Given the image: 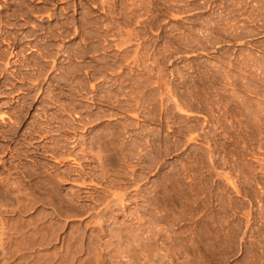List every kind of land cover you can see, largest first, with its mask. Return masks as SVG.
<instances>
[{
    "label": "rangeland",
    "instance_id": "1",
    "mask_svg": "<svg viewBox=\"0 0 264 264\" xmlns=\"http://www.w3.org/2000/svg\"><path fill=\"white\" fill-rule=\"evenodd\" d=\"M123 1L121 0H0V56H1L0 58V128H1L0 131L4 133L7 131L5 134L0 133V145L1 146L3 145L2 147L0 146V151L2 150L0 152V178L2 177L1 178L2 180H4L6 177L11 178V180L14 182L13 177L23 176L21 174L22 171L23 172L32 171V170L34 171L36 169L35 165H37L38 162L41 164L44 162L42 166H46L50 164L49 168H47L49 170L48 172L54 173L55 171L54 167L56 165L54 162V159L50 158L49 156L45 157V159L36 158L34 153L32 152L35 150V146L41 143L42 144L44 143L47 146H52L54 145L53 143L54 141L47 142V140L49 141L51 138H55V136H56L55 139L57 138L60 139L61 135L62 136L64 135L63 137H67V136L73 137L75 135L78 138L83 137L84 135L85 136H93V135L96 136L98 133H100L103 130V128L107 126H111V127L117 126L116 128L118 127L120 128V126L123 125L124 123H129L131 121L134 123H137L139 122L138 120L139 118L135 119L133 115L137 114L135 112L145 107L143 108V110L147 108L146 109L147 111L145 110L144 113L142 112L143 110L138 112L139 115H141L139 116L140 119H143L149 115V116H152V119H154V121L151 120L153 121L152 124L150 122L143 123L142 121H140V124H146V126L149 125L147 126V129L149 131H153L152 134L156 135L155 137H152L153 136L152 134L149 136V138L153 140L156 137H157L156 139H158V136L160 139L161 137L163 139V136L165 135L169 137L171 136L170 138L171 139L173 138L172 142H174L172 144L169 143L170 148H172L170 152L172 153H168L169 155L165 154L161 158V162H159L160 164L157 163L158 165L156 167L157 170L155 168H152V170L148 169V171H147V168L144 169V172L145 170L147 172V174L146 172L145 174L142 173L144 175L141 174L143 176L142 181H145V182L141 181L142 185L144 184L142 186L143 191L141 194L144 196L141 201H138L137 205L134 202L132 203V201H129L128 202L129 206H127L128 209L126 207L127 210L126 209L121 210L119 207H117L116 209H113L112 211L109 212V219H108L109 221L107 220L105 222V228L107 227L106 229H110L111 231H109L108 235L102 238L101 240L102 243L100 244L101 248H103V249L101 248L100 249L102 250V253L105 255V257L110 258L109 256L110 254H116L115 251L117 247L119 248L121 245L123 246H121L120 248L125 249V246L127 243L126 242L120 243L118 241H120V238H119L120 236H125V237L129 236L128 235L129 232H130L129 234L131 235V233L135 231L133 232L135 235L139 234L137 235L138 240L141 239L142 242L144 243H147L149 241L148 243L154 244L155 242L153 240L155 237V229L153 228L157 229L158 227L156 226H159V225L156 224V225H153L154 227H152L151 226L152 224L149 223L151 221L149 220L154 221V219L159 218V221L156 220V222L158 221V224H160L158 229L163 228V235L164 233L166 234L162 236L163 237L162 241L159 240L157 241L158 245L156 244L159 250L162 249L160 250V252H163L161 253L163 254L162 259H164V256L167 255V253L169 254L170 252L169 250H171L170 253H172L175 249H176L175 250L176 252L178 249L180 250V252L174 253L175 258L173 254H172L173 256L169 254L170 257L166 256L168 258L172 257L171 261L168 260V258L166 257L165 259L167 260H162L160 258L159 260L161 261L158 260V262L161 264H165V263L166 264H264V48H263L264 47V21H263L264 13H262L264 11L263 10L264 0L263 1L259 0V2L258 0L256 1L254 0L253 3H251L252 0L251 1L250 0H239V1L238 0H134L135 2L133 0H123ZM244 1L245 2L249 1V2H246L247 3L246 5ZM234 2L235 4L241 3V5L239 4V6L240 7L242 6L244 9L242 7L239 8V6H234L233 5ZM248 3L250 4V6ZM253 4H255L256 6L255 5L254 7L251 6ZM257 5H261L260 7L263 9L261 10V8L258 7ZM122 7H125L123 8L124 10L122 9ZM129 7L132 9H130ZM235 7H236V10H235L236 12H234V14L231 15L232 13L231 10H234ZM245 7L247 8L246 10L251 9L252 12L254 13L257 12V14H253L250 10L246 11ZM229 8H232L230 9L231 13L228 12ZM126 9L127 11H125ZM133 9H135L136 11H134ZM239 9L240 11L237 12ZM258 9L261 11H259ZM109 11L110 12L112 11V13H110ZM127 12L128 13L130 12V14H128ZM49 14H50V17H49ZM223 14L224 16L225 14H227L225 16L227 19L223 16ZM127 15L130 17V19ZM228 15H230V17ZM250 15H251L250 18L247 17ZM222 16L225 19V23L228 24V22H230L229 25L223 23L224 19ZM228 17L229 18L234 17V18L229 20ZM233 19L235 20L233 21ZM216 20L217 21L223 20V21H220L222 23H219ZM257 20L259 21L257 22ZM215 21L218 25L216 23H215L216 25L214 24ZM231 24L237 28H233L234 26L231 27L230 26ZM224 25L225 27H223ZM215 26H218V27L215 28ZM219 26H221V29L224 28L222 29L223 32L221 31ZM242 27L243 29H241ZM118 29H122V30L127 29L128 31L127 30L125 31H127L128 33H131L132 35L131 36L129 34V36H131L130 37L131 40L127 36L128 35L127 32H124V30L123 32L122 30L118 31ZM144 29H146L147 31ZM209 30L210 32H212L211 34L210 33L208 34ZM212 30L214 31V33ZM215 30L217 31L220 30V31L215 32ZM229 30L232 32H230ZM117 31L119 32V34L117 33V35L119 36L116 35ZM135 32H136V37H135ZM138 32H142V33H138ZM220 32H222V35L219 34ZM138 34L141 37L137 36ZM204 34L206 35L204 36ZM120 35L124 36L125 37V38L123 37L124 39H126L127 37L128 38L125 41ZM199 36L200 38L204 40L200 39ZM202 36H204V38ZM206 36L207 37L209 36V37L206 38ZM133 37H135V40ZM121 39L123 40V42L121 41ZM195 40H197L198 42ZM200 40L202 44H204V41L208 43L204 44L205 46L203 45L201 47H198L202 45L201 42L199 44ZM210 40L212 41V43ZM104 41L108 45L111 44L109 46L111 48L108 49L107 47L108 45L106 44L105 46ZM129 41L133 44L128 45L130 43ZM134 42L136 44L140 43V48H136V47H139V45L137 44L138 46H136ZM181 42L182 44H180ZM184 42H186L187 46H191L192 44H194V46L187 47L185 46L186 44ZM120 43H125L123 44L124 48L122 44H121L122 46L120 45ZM195 44H197L198 46ZM125 45H128V46L125 47ZM148 45H150L151 47L150 46L147 47ZM119 46L122 47L121 48L122 50H120V48L117 49V47ZM194 47L196 48L198 47L200 50ZM148 48L151 51L147 50ZM132 49H135V51ZM137 49L139 50L137 51ZM128 51H130L131 53H127ZM133 52L137 53V57L139 56V53H140L139 58L141 59L137 58L136 60L138 62L133 60V57H134ZM123 54H128V55H123ZM130 54L132 56H130ZM115 55H117V57L119 58L114 59L115 57L113 56ZM148 55H151V57H148ZM125 56H127L126 58H129V59L126 60L124 58ZM128 56L132 58V61H130L131 58ZM144 57L148 59V60L145 59V62H147L148 64L150 63V61H152V64L150 63L148 67L146 66L147 65L146 63L145 65L144 63H142V61L144 62L143 60ZM153 57L154 59L156 57L155 60L157 61H160V62L164 61L165 62L164 68L168 72H170V70H174L175 67H178L180 69L182 68L183 70L181 69V71L185 72V73L183 72V74L187 73V75L189 76L191 75L190 76L191 81L189 80V82H186L187 84L189 83V85H187L186 83H184L185 86L184 84L183 85L179 84L182 87H180L179 85L176 87V90L178 92L171 88L169 90L166 88L167 90L166 92L168 94L170 93L172 94L170 95V97L168 94L165 93V89L158 88V87L154 88L155 85H152V86L150 85V87L147 84L145 85L146 79L149 77V74H148V69H150L149 66L151 68H154V72H157L156 70L157 64L153 63L154 61L153 59L151 60V58ZM122 59H125L126 61L124 60L122 61ZM114 60H116L115 61L116 63L114 62ZM187 64L189 65L187 66ZM120 65H123L124 67L123 66L119 67ZM132 65H133V68H132ZM153 65L155 66L153 67ZM187 68H189L190 70H187ZM220 68L221 70H224L225 74H222L224 73L223 71H221L222 73H220V71L216 70V69L220 70ZM130 69L131 71H133V73L129 71ZM110 70L111 71L113 70L112 72L115 71L114 73H118V71L120 70L123 76L124 75L127 76L130 73H132L130 74V76L133 77L134 75H138L136 76L138 77L137 79L139 78L142 79V80L139 79V84L136 85V87H139V88L138 89L135 88V91L139 90L137 93L138 94L140 93L142 95H144L143 93H145V96L142 97L141 101H139L138 98L140 95L138 96L137 93L135 94V97L137 98V100L135 101L136 98H134L133 101L135 102V104L131 102L133 105L131 106L134 107L136 105L135 106L136 108L135 107L133 108L136 111L131 110L132 107L129 108V112L131 111L132 115L131 113L125 114L121 110L101 105L103 102L98 101V97L97 99H95L96 102L92 101V99L89 98L91 95L103 96V94L107 93L106 90H105L106 92H104V87L105 89H110L111 92H113L111 94H115V93L117 94L118 89L116 88L118 86L114 87L113 89L112 86H115V85L111 84V82H110L111 85L109 84V82L106 83L105 82L106 79L103 80V78L109 79L112 77L110 75L111 74ZM145 70L146 72H143ZM195 70L197 71V73L195 72ZM188 71L189 73L191 71V73L188 74ZM208 71L210 74L208 73ZM218 74H221L222 76L221 78L223 79V81H225V83H223L222 79L219 77ZM212 75H215V76H212ZM100 77L102 78V81H99V79H101ZM205 77L208 81L210 79L211 86H209V82L206 83L207 80L205 79ZM217 77H219L218 78L219 81L216 80ZM225 77H227L228 80L227 78L224 79ZM20 78L21 79L26 78L27 80L24 79L25 81L24 80L22 81L20 80ZM96 78L98 79L96 80ZM194 79L196 81H194ZM201 79L202 81H200ZM151 80L155 81L156 79H154L153 77V79ZM227 81L231 82L232 85ZM143 82H144V85H143ZM196 82H200V83H196ZM213 82L214 84L215 82H218V83L214 85ZM219 82L223 84L221 85ZM94 83L96 85V90H92V88L90 87ZM192 83L194 84L195 87L193 86ZM205 83L208 89L205 87L204 85ZM212 84L215 87H213ZM191 85L192 87H190ZM140 86L142 87V89L140 88ZM97 87L98 89L99 88L100 89L98 90ZM151 87L153 88L151 89ZM179 87L181 88V90ZM185 87H187V89ZM193 87L195 88V90L197 89V92L195 91L196 93L193 92V89H194ZM212 87L215 90V93L213 92V95H212V91L214 90H212L213 89ZM127 88L131 89V86L128 85ZM127 88H125L124 90L127 94H129L130 90L127 91ZM163 88L165 87L163 86ZM202 88L203 90L206 88L207 91L206 90L203 91ZM82 89H84L85 91H83ZM153 89L155 90L158 89L159 92L160 91L163 92L164 90V92L161 93L162 98L160 96L159 98L157 97V99L156 97L154 98L153 93H152ZM185 90L188 91L187 94ZM208 90H210L211 92ZM99 91H100V94H99ZM145 91L146 92L148 91L149 93L148 92L146 93ZM183 91L185 92L184 93L185 95H183ZM191 91H192V94L194 93L193 95H191L190 93ZM199 91L202 94L203 93L206 94V95L203 94L205 97V100L201 96V94L200 96L198 95ZM29 92H30V95H29ZM176 92L180 96H178ZM218 92H220L221 94L220 93L218 94ZM208 94H211V95H208ZM174 95L176 96V99ZM181 95L184 96L186 100H182L184 98ZM167 96L168 98H166ZM196 96L203 98V100L201 99L202 100L201 101L199 98L198 101L200 100V102H198ZM208 98H210L209 99L210 104L207 103ZM55 100H58V102ZM174 100L179 101V104H181V106H183L185 110L189 112L191 111L192 113L190 114V116H187L188 114L184 115L182 113L176 112L177 108L175 110L176 104H174L175 103ZM137 101H139V103H137ZM166 101L168 103H166ZM183 101H185L184 103H186V105L183 103ZM23 102L24 103L26 102L25 105ZM161 102H163L165 106L163 103H162L163 105H161L160 104ZM190 102L192 103L191 106H190ZM166 104L168 107L166 106ZM61 106L63 107V109L65 108V110H61L63 111V113L60 112ZM154 106H157L158 109L154 110L157 108V107L155 108ZM192 106L193 108H190ZM45 107H46V110L44 111ZM124 107L128 108L127 106H124ZM152 108H154L153 110L155 112L157 111L156 112L157 114L154 112L152 113L154 114L155 118L150 113ZM57 109L59 110V112ZM67 109L69 111H67ZM73 109H74L73 114L79 115L81 113L79 115L81 117H84V116L87 117L88 115H91L89 114L91 113V110L93 112H97L100 110H107L112 114V116L109 117L108 121L107 120L103 121L99 123L97 127L95 126L91 128L92 133L84 132L83 130L85 129H82V126H79V129L80 127L81 129L78 132L76 131V134H75L71 132V130H69L70 129L69 127L64 126L65 124L69 126V124L67 123L68 121L71 120L70 118H75L74 115L72 114ZM159 109L161 111H158ZM55 111H56V114H54ZM87 111L89 112L87 113ZM132 111L134 112V114ZM18 112L20 113L18 114ZM23 112L25 113V115H23L24 114ZM45 112L47 113V115ZM145 114H148V115L145 116ZM155 114L156 115L159 114L160 117H161V114H162V117L164 115L165 116L167 115L166 117L169 116L170 120H168L169 117L167 119H165L164 117L163 119H165L166 121L164 122L162 117L160 118L159 116L158 117L160 118V120L159 118L157 120V117ZM179 114L180 116L178 117ZM3 115H4V118L2 119L6 124L1 119ZM12 115L15 116L14 119ZM44 115L47 116L48 118L44 117ZM54 115H56L55 120L53 118ZM49 116L53 119L54 122L52 121V119H49L50 118ZM22 117L24 118L22 119ZM56 117L58 119L61 118L58 120L59 122L57 121ZM62 118H65L64 119L65 122L62 121ZM14 120H18V123L17 121L15 122ZM37 120L39 122H37ZM155 120H157V122L159 121L160 123L158 122L157 124H154L156 123ZM9 121L12 124L8 123ZM40 122L43 124H41ZM60 122L65 123V124L62 125ZM13 123H15L17 126ZM47 123L52 126L51 129H53V131L51 129L49 130L46 128V126H48ZM7 124L9 125L7 126ZM171 124L174 125L172 126L173 128L170 126ZM53 125H59V126L53 127ZM12 126H14V128ZM183 127L186 128L184 129L186 132L183 130ZM8 128L10 130L9 133H8L9 131ZM40 128L43 129V132L45 130L46 131L43 133L42 129ZM62 128L63 130H61ZM64 128L65 129L68 128V129L64 130ZM54 129L56 130V133L59 134L60 136L55 133ZM173 129L174 130L176 129V131L178 130L177 133L180 131V134L182 132V134L186 135V137L183 136L181 138V141L183 142L185 138H188L190 136L196 137L198 139L195 138L196 140H193L191 143L188 144V146L182 145V147L183 146L184 147L183 149H181V146L179 147L178 144H175V142L179 139V135ZM13 130H16L19 134L15 139V140H18V139L20 140V141L18 140V144H15L16 142L12 143V141H10V139L13 136L12 134ZM33 131L35 134L33 133ZM50 131H52L53 135L50 134L51 133ZM46 132H48L49 134ZM26 133H28V135ZM44 134L45 136L46 135L48 136L45 137L43 136ZM32 136H35V137H32ZM174 136H175V139H174ZM3 137L6 139H4ZM29 139L31 141L33 139L32 143ZM153 140H151L153 143L152 146H154L155 144V146L153 147L155 149V147L159 146V142L158 140L156 141L155 140L153 141ZM125 141H128V138L127 140L125 139ZM22 144H24V146ZM32 146H33V149H32ZM2 148H5L4 151ZM148 148L149 149H147L148 151L146 155L150 153L148 155V157H150L154 154V152L152 153L153 151L152 147L151 148L148 147ZM28 150L30 151V153H27ZM22 151L23 152L25 151L24 153L26 155L23 154ZM19 157H22V158H19ZM19 160L22 162H20ZM146 162L143 164L144 165L149 164L150 160L148 159V161ZM52 164H55V165H52ZM143 164L139 163V165L138 164L136 165L137 167L139 166L141 167ZM29 165L31 167L27 170L26 168H28ZM22 168L23 169L25 168L26 170L25 169L22 170ZM130 168L131 167L128 168L127 175L131 176L133 170L132 172L130 171L133 168L131 169ZM61 169H64V167H62ZM138 170L140 171L141 169H138ZM138 170L136 171V173L139 172ZM176 171L179 172V174L176 173ZM8 174L10 175V177ZM173 175L174 177L176 176L175 182L177 183V181H181L182 185L180 184V182L177 184H175L174 182L171 185V187L169 186V184H167V183L171 184V182H169L171 181V179L172 181L174 180V178H172ZM165 176L166 177L168 176L170 180L168 181V177L166 178ZM205 176L207 177L210 176L208 178L210 180L208 184L209 188L207 187V189H205V185H204L205 183L204 179L206 178ZM71 178L67 179L66 182H61V186L63 187V189L61 190L62 198H64L65 196L68 200H70L71 198V200H73L72 202L74 201L76 202V200H74V197L76 196L75 192L78 189H81L82 191L95 192L94 190L80 188L79 185L77 184L78 182H74L73 180L78 177L71 176ZM163 178L165 182L163 181ZM43 179H40V180H43ZM178 179H181V180H178ZM11 180L10 182H12ZM38 180L39 179H32L29 182L32 183L31 181H33L32 185L37 184L36 186H40L37 183ZM88 180L90 179L88 178ZM178 184H180L179 185L180 187H183L184 191L182 194H181L182 189L178 187ZM161 185H164V188L167 187L166 189L168 191L164 189L163 186L161 187ZM175 185L178 188L174 187ZM5 186H4L5 188L8 187L7 191H8V194H10L9 197H15L16 195L21 196L26 192V188H27L26 186L24 188L22 186H19V187L12 186L11 183ZM17 188H19L20 191ZM161 188H163V192L167 191L171 196L169 197L167 192L164 193L165 195L162 198L166 199V201H163V199L160 198L161 195L163 194L161 191L162 190ZM170 188H173V189L177 188L178 191L177 189L173 191V189H170ZM188 188L192 191L191 192L188 191L189 190ZM21 189L22 191L24 189L23 194H21L22 193ZM153 189L156 191H154ZM1 190L2 189L0 188V191ZM170 190H172L173 193H175V196H177L174 199L176 198H180V199L172 200V197H174V194ZM205 190H208L207 193ZM27 192H29V190ZM159 192H161L160 195H159ZM178 192H180L179 195H178ZM97 194H99V198L96 197ZM145 194H147L149 197L151 196L150 197L151 200L152 199L157 200L159 198L158 204L159 202L160 204L159 205L156 204L158 206L157 210H155L156 206L155 207L152 206L153 203L154 204L157 203L156 200L155 201L152 200L153 201L152 203V201H149L150 199L147 198L148 197L147 195L145 197ZM166 194L168 197L166 196ZM153 195L154 196L156 195L157 197L160 196V197L157 198L155 196V198H153L154 197ZM68 196L70 197L68 198ZM101 196L102 194L100 192L98 193L95 192L94 196H92L94 197L93 201H92V197H90L84 200L85 202L79 201L78 203L77 201L78 205L77 203L75 204L74 202V205L79 206L77 208H80V210L79 209L77 210V208L75 207V210L77 211V213L76 211H74L75 215L78 214L79 211L80 212L82 211V215L86 213L83 217L80 213L77 215L79 216L78 218L77 216H74L77 218V220L74 217H68L69 218L68 219L66 217L67 213L63 214V216H61L62 217L61 219L60 217L58 219V217L54 215L55 213L53 212L54 211L53 206L50 204L48 205L41 204L40 206L38 204L31 211L21 213L22 216L20 217V220L21 221L31 220L30 224H32L31 227L33 228H36V225L42 227L48 224L49 226L50 225L49 223L53 221L54 222L56 221L55 223H59L60 221L58 225H59V228L61 226L62 227L60 229L57 228L58 234L56 233V235L57 236L59 235L58 236L59 240L55 239L50 244L52 246H49V247L47 246L46 249L44 247H37V249L40 248L41 250L40 249L37 250L35 248L36 251L39 252L38 253L40 256L39 258L38 256H35L36 254L35 249H33V251L29 250L28 252H31L29 254L27 253V251H22L20 254L27 253V255L31 257L32 259L31 262L33 264H42L40 260H43L41 259L43 256L41 257V255L51 254L53 256L55 253L61 254L64 251L63 249L64 241L62 239L68 238V236L71 237V235H73L72 233H75V232L76 233L78 232V234L79 232H81V234L85 233L84 236L86 238L88 236V239L91 240L93 238L92 235H94L96 231V230L95 231L93 230L97 226L95 225L96 223L95 220H97L96 218H98V217H95V214L92 213V211L97 212V209H98V211L100 212L101 206L99 207L97 203L98 202L100 203L103 201V199H101L102 198ZM132 196L135 198L134 195ZM132 196H129V200L134 199L132 198ZM1 197H0V200H1L0 205L5 203V201H8L10 203L13 202V200L10 198L6 197L7 198L6 199L4 197L2 198ZM205 197L207 198V204H208L207 205L208 207H206L207 209L204 206ZM169 199H171V201ZM64 200L66 199L64 198ZM143 200H146V201H143ZM168 201L171 203H164ZM177 201L179 202V204ZM162 202L163 204H161ZM54 203L56 204V202ZM174 203L176 204L174 205ZM168 204L170 206L172 205L171 206L172 208L169 206L170 208H168V210L166 211L164 209L165 207L167 209ZM43 205L45 207H43ZM161 205L165 207L163 208ZM95 206L97 209L95 208ZM159 206H161V208ZM81 207L84 210H82ZM87 207L88 209H90L89 213L87 211L85 212V210H87ZM59 209L61 211L63 210L62 208H60V206H59ZM146 209L147 210L151 209V210L147 211ZM0 212H1L0 213V226L6 227L7 225L4 224L3 222L8 223V221L9 222L13 221L14 220L12 219L13 214H11L10 212H5V210H2ZM156 212H157V216H156ZM131 214L135 216L141 215V217L145 216V219L149 217L150 215H153V216H150L153 219H151L150 217L147 218L148 220L146 219V221L148 222L146 221L144 222L145 226L143 227L142 225V228H143L142 230H138L137 228L133 229L134 228L132 226L133 220H131L130 218ZM182 214H183V218L180 217L182 216ZM92 216L94 217L92 218ZM160 216L161 217L165 216V218L167 217V219L164 220V218H161ZM169 216H172L173 219ZM184 217L186 218V220ZM32 218L33 219L37 218L38 221L37 220L35 221ZM72 218H74V220H72ZM169 218L171 219L169 220ZM174 218L175 220L177 219V221H174ZM93 219H94V222H93ZM161 219L164 221L161 222L160 221ZM205 220H208V221H205ZM90 221H91V224H90ZM146 223L148 225H146ZM207 223L208 225H206ZM93 224L95 226H93ZM206 226L209 229V230L207 229L208 241L204 242ZM5 227L2 228L3 232H5L3 236L4 242H6L5 240H7L8 239L7 237L9 236L7 234L8 229L4 230ZM20 228H22V226H20ZM148 228H150V231L148 230ZM151 229H153L154 231L153 230L151 231ZM140 231L144 234H141ZM147 231L152 232V233L149 234V232ZM1 232L2 231H0V233ZM111 232L114 235L113 234L110 235ZM118 234L120 236H118ZM116 235L118 236L119 240L117 239ZM172 235L174 237L176 236L177 238L175 239L177 240L176 242H174L175 240ZM147 236L149 238H146ZM114 238L117 241L116 240L114 241ZM89 240L86 239V242L88 243ZM160 241L161 243H159ZM113 242L115 243V246ZM119 243H120V246H118ZM174 243H176V246H173L175 245ZM111 245H113V247H111ZM160 245L163 247H160ZM171 245L175 247V249L173 247L172 248L168 247ZM105 247L107 248L111 247L110 248L111 250ZM115 247L116 249H113ZM167 247H168V252L166 251ZM205 247H208V248L205 249ZM104 249L108 253L103 251ZM204 251L205 252L207 251V252L204 253ZM176 254L180 255L179 257H177V259H176ZM2 256L3 254L0 253V257ZM88 256H90L88 252H80V254L77 255L78 258L74 261V264L88 263V260L90 259V257L88 259ZM113 258L111 259L113 260V264H120V261H122L121 264H126V263L131 264L130 262H128L129 260H127V258H125V260L124 258H122L124 260L123 261L122 259L117 257L119 262H117L116 257H113ZM173 258L175 259V261ZM18 261H19V257H15L13 259V264L14 262L16 263ZM168 261L170 262L168 263ZM0 262L2 263L3 259L0 260ZM156 262L157 261H155V264H157ZM54 263L58 264V262H54Z\"/></svg>",
    "mask_w": 264,
    "mask_h": 264
},
{
    "label": "bare ground",
    "instance_id": "2",
    "mask_svg": "<svg viewBox=\"0 0 264 264\" xmlns=\"http://www.w3.org/2000/svg\"><path fill=\"white\" fill-rule=\"evenodd\" d=\"M121 1H123V0H121ZM134 1V0H133ZM239 1V0H238ZM251 1V0H250ZM256 1V0H255ZM263 1V0H262ZM105 2V1H104ZM124 2V1H123ZM135 2V1H134ZM229 2V1H228ZM245 2V1H244ZM246 2H249V1H246ZM245 2V3H246ZM254 2V0H252V2L251 3H253ZM258 2H259V0H258ZM106 3V2H105ZM108 3V2H107ZM233 3V2H232ZM239 3V2H238ZM263 3V2H262ZM225 4V3H224ZM226 4H228V3H226ZM230 4V3H229ZM240 5H241V3H239ZM239 4H235V2H234V6H239ZM244 4V3H243ZM242 4V5H243ZM249 4V3H248ZM257 4V3H256ZM121 5V4H120ZM246 5H247V3H246ZM254 5L255 4H253V5H251V6H253L254 7ZM249 6H250V4H249ZM256 6V5H255ZM258 7H260L261 5H257ZM263 6H264V4H263ZM109 7V6H108ZM232 7V6H231ZM242 7V6H241ZM240 6H239V8H241ZM248 7V6H247ZM123 8H125V7H122V9ZM130 8V7H129ZM222 8H224V7H222ZM234 8V7H233ZM243 8V7H242ZM250 8V7H249ZM261 8V7H260ZM259 8V9H260ZM264 8V7H263ZM263 8H261V10L263 9ZM120 9V8H119ZM127 9H128V7H127ZM127 9L125 10V11H127ZM130 9H132V8H130ZM228 9V8H227ZM230 9H232V8H229V11L228 12H230ZM244 9V8H243ZM247 8L245 7V10H246ZM254 9V8H253ZM258 9V10H259ZM105 10V9H104ZM117 10V9H116ZM116 10H114V11H116ZM124 10V9H123ZM134 11H136L135 9H133ZM226 10V9H225ZM236 10V7H235V9L234 10H231V15H233L234 14V12H236L235 11ZM251 11L252 12V10L251 9H248V10H246V11ZM261 10H259V11H261ZM264 10V9H263ZM129 11V10H128ZM240 11V9L237 11V12H239ZM244 11V10H243ZM110 12V11H109ZM120 12V11H119ZM124 12V11H123ZM131 12H133V11H131ZM245 12V11H244ZM110 13H112V11L110 12ZM116 13V12H115ZM121 13V12H120ZM128 13V12H127ZM126 13V14H127ZM155 13V12H154ZM242 13V12H241ZM246 13V12H245ZM248 13V12H247ZM253 14H257V12L256 13H254V12H252ZM251 13V14H252ZM260 13V12H259ZM262 13H264V11L262 12ZM114 14V13H113ZM128 14H130V12L128 13ZM222 14V13H221ZM228 14V13H227ZM227 14H225V16L227 15ZM243 14V13H242ZM241 14V15H242ZM250 14V13H249ZM248 14V15H249ZM261 14V13H260ZM259 14V15H260ZM236 15V14H235ZM237 15H238V13H237ZM246 15V14H245ZM128 16V15H127ZM219 16H221V15H219ZM223 16H224V14H223ZM222 16V17H223ZM224 16V17H225ZM229 17H230V15H228ZM257 16V15H256ZM264 16V15H263ZM263 16H262V18H263ZM49 17H50V14H49ZM129 17V16H128ZM128 17H126V18H128ZM224 17H223V19H224ZM228 17V18H229ZM237 17V16H236ZM247 17H251V15L250 16H247ZM258 17V16H257ZM261 17V16H260ZM218 18H220V17H218ZM226 18V17H225ZM232 18H234V17H232ZM232 18H229V20L230 19H232ZM248 18V19H249ZM129 19H130V17H129ZM128 19V20H129ZM222 19V18H221ZM227 19V18H226ZM261 19V18H260ZM235 19H233V21H234ZM217 21V20H216ZM216 21L214 22V24L216 23ZM220 21H223V20H220ZM220 21H217V22H219V23H222V22H220ZM227 21V20H226ZM232 21V20H231ZM259 20H257V22H258ZM261 21V20H260ZM263 21H264V18H263ZM228 22V21H227ZM223 23L224 24H227V23H225V19H224V21H223ZM229 23L230 22H228V24L227 25H229ZM138 24V23H137ZM212 24V23H211ZM210 24V25H211ZM217 24V23H216ZM215 24V25H216ZM218 25V24H217ZM226 25V26H227ZM212 26H214V25H212ZM231 27L232 26H234V25H230ZM144 27V26H143ZM218 26H215V28H217ZM223 27H225V25L223 26ZM228 27V26H227ZM231 27H230V29H231ZM210 28V27H209ZM212 28V27H211ZM214 28V27H213ZM219 28L221 29V26H219ZM233 28H237V27H233ZM147 29V28H146ZM146 29H144V30H146ZM222 29H224V28H222ZM222 29H221V31H222ZM227 29V28H226ZM241 29H243V27L241 28ZM120 30H122V29H118V31H120ZM124 30V29H123ZM123 30H122V32H123ZM125 30H127V29H125ZM124 30V32H127V31H125ZM131 30V29H130ZM129 30V31H130ZM234 30V29H233ZM116 32V35H117V33L119 34V32ZM132 31H134V30H132ZM147 31V30H146ZM145 31V32H146ZM213 31V30H212ZM217 30H215V32H216ZM218 31H220V30H218ZM217 31V32H218ZM227 31V30H226ZM230 31V30H229ZM131 32V31H130ZM206 32H207V30H206ZM223 32V31H222ZM222 32H220L219 34H221L222 35ZM228 32V31H227ZM226 32V33H227ZM230 32H232V31H230ZM128 33V32H127ZM126 33V34H127ZM138 33H142V32H138ZM211 34L212 32H210V30H209V32H208V34ZM213 33H214V31H213ZM226 33H225V35H226ZM122 34V33H121ZM125 34V33H124ZM129 34L131 35V33H128V37L130 38L131 36H129ZM207 34V33H206ZM206 34H204V36L206 35ZM218 34V33H217ZM231 34V33H230ZM247 34V33H246ZM123 35V34H122ZM122 35H120L122 38L124 37V36H122ZM141 35V34H140ZM214 35V34H213ZM223 35H224V33H223ZM114 36V35H113ZM117 36H119V35H117ZM126 36V35H125ZM137 36H139V34L137 35ZM204 36H202L203 38H204ZM230 36V35H229ZM127 37V38H128ZM135 37H136V32H135ZM135 37H133L134 38V40H135ZM139 37H141V36H139ZM209 37V36H208ZM207 36H206V38H208ZM211 37H212V35H211ZM226 37V36H225ZM119 38V37H118ZM125 38V37H124ZM123 38V40H125L126 41V39H124ZM199 38H200V36H199ZM138 39V38H137ZM200 39H202V38H200ZM123 40L121 39V41L123 42ZM129 40V39H128ZM130 40H131V38H130ZM198 40V39H197ZM197 40H195V41H197ZM202 40H204V39H202ZM206 40V39H205ZM124 41V42H125ZM137 41V40H136ZM188 41V40H187ZM209 41V40H208ZM211 41V40H210ZM105 42V41H104ZM130 42V41H129ZM128 42V43H129ZM133 42V41H132ZM183 42V41H182ZM182 42L180 43V44H182ZM198 42V41H197ZM200 42H201V40L199 41V44H200ZM135 43V42H134ZM185 44H186V42H184ZM189 43V42H188ZM193 43V42H192ZM206 43H208V42H205L204 41V44H206ZM211 43H212V41H211ZM106 42H105V46H106ZM123 45V44H125V43H120V45ZM130 44H133V43H129L128 45H130ZM136 44V43H135ZM138 44V43H137ZM136 44V46H138L139 45V47H136V48H140V43L137 45ZM190 44H191V42H190ZM201 44H202V42H201ZM204 44H202V45H200V46H198L197 44H195V45H197L198 47H201V46H203ZM261 44V43H260ZM259 44V45H260ZM108 45V44H107ZM111 45V44H110ZM110 45H108L107 47H108V49L109 48H111V47H109ZM121 45V46H122ZM128 45H125V47L126 46H128ZM143 45V44H142ZM189 45V44H188ZM113 46V45H112ZM114 46H116V45H114ZM131 46H133V45H131ZM150 45H148L147 47H149ZM185 46H187V44L185 45ZM192 46H194V44H192L191 46H187V47H192ZM205 46V45H204ZM207 46V45H206ZM104 47V46H103ZM102 47V48H103ZM130 47V46H129ZM151 47V46H150ZM165 47V46H164ZM196 48V47H194V48H196V49H199V48ZM118 48H120V50H122L121 48L122 47H117V49ZM123 48H124V45H123ZM207 48V47H206ZM264 48V47H263ZM127 49V48H126ZM130 49V48H129ZM144 49V48H143ZM142 49V50H143ZM145 49H146V47H145ZM144 49V50H145ZM132 50H134L135 51V49H132ZM139 49H137V51H138ZM141 50V51H142ZM147 50H150L149 48L147 49ZM147 50H146V52H147ZM169 50V49H168ZM200 50V49H199ZM201 50H202V48H201ZM123 51H125V50H123ZM136 51V52H137ZM151 51V50H150ZM196 51V50H195ZM204 51H205V49H204ZM134 53L133 55H134V57H133V60H137V58L138 59H141V58H139V56H140V53H139V56L137 57V53ZM145 52V51H144ZM145 52V53H146ZM153 52V51H152ZM127 53H131L130 51H128ZM143 53V52H142ZM122 54V53H121ZM120 54V55H121ZM135 54H136V56H135ZM147 54H149V53H147ZM146 54V55H147ZM151 54V53H150ZM154 54V53H153ZM162 54V53H161ZM160 54V55H161ZM2 55V54H1ZM123 55H128V54H123ZM143 55V54H142ZM141 55V56H142ZM146 55H145V57H146ZM49 56V55H48ZM130 56H132L131 54H130ZM130 56H128V57H130ZM144 56V55H143ZM171 56V55H170ZM7 57V56H6ZM113 57H115L114 59H116V58H119V57H117V55H115V56H113ZM121 57V56H120ZM127 56H125L124 58L127 60V59H129V58H126ZM144 57V62L142 61V63H144V65H145V63L147 64L146 66L148 67V65L151 63L152 64V61H150V63L148 64L147 62H145V59H147V58H145ZM148 57H151V55H148ZM160 57V56H159ZM162 57V56H161ZM0 58H1V56H0ZM131 58V57H130ZM143 58V57H142ZM166 58V57H165ZM169 58V57H168ZM171 58V57H170ZM125 59H122V61L124 60V61H126ZM154 60L153 61V63H156L157 64V72H154V68H151L150 66H149V68L150 69H148V74H149V77L146 79L145 77V79H146V83H145V85L147 84L149 87H150V85L152 86V85H155V87L154 88H156V87H158V88H162V89H165V93L166 94H168L166 91V88L169 90L170 88L171 89H173V90H176V87L180 84H184V83H186V82H189V80L191 81V79H190V76L189 75H187V73L186 74H183V72L181 71V69L180 68H178V67H175V69L174 70H170V72H168V71H166V69L164 68V61H162V62H160V61H157V60H155L156 59V57H155V59H154V57L153 58H151V60ZM57 60V59H56ZM148 60V59H147ZM150 60V59H149ZM159 60H160V58H159ZM184 60V59H183ZM116 60H114V62H115ZM121 61V62H122ZM129 61V60H128ZM130 61H132V58H131V60ZM135 61H133V62H135ZM170 61H172V60H170ZM136 62H138V61H136ZM181 62V61H180ZM8 63V62H7ZM116 63V62H115ZM127 63V62H126ZM131 63V62H130ZM174 63V62H173ZM172 63V64H173ZM178 63V62H177ZM6 64V63H5ZM122 64V63H121ZM132 64H134V63H132ZM137 64V63H136ZM135 64V65H136ZM192 64V63H191ZM124 65V64H123ZM123 65H120L119 67H121V66H123ZM141 65V64H140ZM179 65V64H178ZM189 64H187V66H188ZM127 66H129V65H127ZM131 66V65H130ZM152 66V65H151ZM155 65H153V67H154ZM186 66V67H187ZM124 67V66H123ZM135 67V66H134ZM137 67V66H136ZM143 67H145V66H143ZM167 67V66H166ZM132 68H133V65H132ZM180 69V70H179ZM186 69V68H185ZM191 69H193V68H191ZM135 70V69H134ZM140 70V69H139ZM144 70V69H143ZM147 70V69H146ZM146 70L145 71H143V72H146ZM183 70V69H182ZM187 70H190L189 68H187ZM217 71H220V73H222L221 71H223L224 72V70H221V68H220V70L219 69H216ZM75 71V70H74ZM111 71V70H110ZM113 71V70H112ZM111 71V78H109V79H107V78H103V80L104 79H106V83H108L109 82V84H110V82H111V84H113V85H115V86H112L113 87V89H114V87H116V86H118L116 89H118L117 90V94L115 95V94H111V93H113V92H111V90L110 89H105V87H104V92H106L107 91V93H105V94H103V96H97V95H91L89 98H91L92 99V101H95V99H97V97H98V101H102L103 103L101 104V105H103V106H106V107H110V108H114V109H118V110H121L123 113H125V114H127V113H131V111L129 112V108H131L133 105H132V103L131 102H133V104H135V102L133 101L134 100V98H136L135 97V94L139 91H135V88H139V87H136V85H138L139 84V79H141V78H139V79H137L138 77H136V76H138V75H134L133 77L132 76H130V74H132L133 73V71H131V69L129 70V71H131L132 73H130L129 75H127V76H123V74H121V72H120V70L118 71V73H114V72H112ZM138 71V70H137ZM192 71V70H191ZM191 71H190V73H191ZM217 71H216V73H217ZM142 72V73H143ZM193 72H194V70H193ZM195 72L197 73V71L195 70ZM207 72V71H206ZM41 73V72H40ZM69 73H71V72H69ZM68 73V74H69ZM110 73V72H109ZM112 73H114V74H112ZM129 73V72H128ZM139 73V72H138ZM185 73V72H184ZM189 73V71H188V74H190ZM208 73H209V71H208ZM135 74V73H134ZM136 74H137V72H136ZM145 74V73H144ZM147 74V73H146ZM210 74V73H209ZM214 74H215V72H214ZM222 74H225V72L224 73H222ZM22 75V74H21ZM140 75V74H139ZM194 75V74H193ZM219 75V77L221 78L222 76H221V74H218ZM217 75V76H218ZM229 75V74H228ZM198 76V75H197ZM203 76V75H202ZM201 76V77H202ZM212 76H215V75H212ZM226 76V75H225ZM91 77H93V76H91ZM142 77V76H141ZM153 77H154V79H156L155 81L154 80H151V79H153ZM194 77V76H193ZM208 77H210V76H208ZM219 77H217V79L216 80H218V78ZM224 77V76H223ZM58 78V77H57ZM62 78V77H61ZM99 78V77H98ZM98 78H96V80L98 79ZM101 78V77H100ZM136 78V79H135ZM143 78V77H142ZM227 77H225L224 79H226ZM229 78H230V76H229ZM25 80H27L26 78H24ZM24 79H21L20 78V80H24ZM92 79V78H91ZM144 79V80H145ZM198 79V78H197ZM205 79H206V77H205ZM222 79V78H221ZM24 80V81H25ZM59 80V79H58ZM142 80V79H141ZM143 80V81H144ZM203 80H204V78H203ZM207 80V79H206ZM211 80H212V78H211ZM227 80H228V78H227ZM99 81H102V78L101 79H99ZM129 81V82H128ZM154 81V82H153ZM194 81H196L195 79H194ZM193 81V82H194ZM199 81V80H198ZM200 81H202V79L200 80ZM219 81V80H218ZM222 81H223V79H222ZM230 81V80H229ZM229 81H227V82H229ZM127 82V83H126ZM209 82V86H211V84H210V79H209V81L207 80V82L206 83H208ZM226 82V83H227ZM195 83V82H194ZM196 83H200V82H196ZM203 83H204V81H203ZM206 83L204 84L205 85V87L208 89V87H207V85H206ZM216 83H218V82H215V84ZM220 83V82H219ZM223 83H225V81H223ZM222 83V84H223ZM230 84H231V82H229ZM228 83V84H229ZM110 84V85H111ZM141 84V83H140ZM187 84V83H186ZM193 84V83H192ZM202 84V83H201ZM213 84H214V82H213ZM212 84V85H213ZM214 84V85H215ZM221 84V83H220ZM221 84V85H222ZM229 84V85H230ZM110 85H109V87H110ZM131 86V89H128L127 88V86ZM143 85H144V82H143ZM179 85V86H180ZM187 85H189V83L187 84ZM198 85H200V84H198ZM213 85V87H215ZM232 85V84H231ZM82 86V85H81ZM163 86L165 87V88H163ZM184 86H185V84H184ZM193 86H194V84H193ZM203 86V85H202ZM236 86V85H235ZM234 86V87H235ZM83 87V86H82ZM85 87V86H84ZM91 88H92V90H96V85H95V83L94 84H92L91 86H90ZM145 87V86H144ZM149 87H147V88H149ZM180 87H182V86H180ZM179 87V88H180ZM190 87H192V85L190 86ZM195 87V86H194ZM193 87V88H194ZM201 87V86H200ZM204 87V86H203ZM212 87V88H213ZM125 88H127V91H129L130 90V93L129 94H127L126 92H125ZM140 88L142 89V87L140 86ZM147 88H146V90H147ZM153 87H151V89H152ZM179 88H178V90H179ZM186 89H187V87H185ZM198 88H199V86H198ZM206 88L204 89V90H206ZM19 89V88H18ZM97 89H98V87H97ZM100 89V88H99ZM98 89V90H99ZM112 89V88H111ZM209 89H210V87H209ZM83 91H85L84 89H82ZM91 90V89H90ZM106 90V91H105ZM145 90V89H144ZM144 90H143V92H144ZM180 90H181V88H180ZM199 90H201V89H199ZM202 90H203V88H202ZM203 90V91H204ZM212 90H214V88L212 89ZM103 91V90H102ZM101 91V92H102ZM151 91V90H150ZM153 91V92H152ZM151 92L153 93V96H154V98L156 97V99H157V97L159 98V96L162 98V94L161 93H163L164 92V90H163V92H159L158 91V89L157 90H155V89H153ZM177 91V90H176ZM186 91V94H187V90H185ZM197 92V89L195 90V88L193 89V92ZM207 91V90H206ZM208 91H210V90H208ZM80 92H81V90H80ZM103 92V93H104ZM141 92H142V90H141ZM146 92V91H145ZM148 92V91H147ZM146 92V93H147ZM155 92V93H154ZM173 92V91H172ZM178 92V91H177ZM177 92H176V94H177ZM195 92V93H196ZM202 92V91H201ZM211 92V91H210ZM209 92V93H210ZM213 92L215 93V90L214 91H212V95H213ZM78 93V92H77ZM76 93V94H77ZM149 93V92H148ZM185 92L183 91V95H185L184 94ZM191 93V95H193L192 94V91L190 92ZM189 93V94H190ZM220 92H218V94H219ZM76 94H74V95H76ZM99 94H100V91H99ZM144 95H142V94H138L137 93V95L139 96V101H141L142 100V97H144L145 96V93H143ZM182 94V93H181ZM198 94V93H197ZM200 94H201V96L204 98V100H205V97H204V95H206V94H202V93H200V91H199V96H200ZM221 94V93H220ZM29 95H30V92H29ZM73 95V96H74ZM149 95V94H148ZM169 95V97H170V95H172L171 93L170 94H168ZM178 96H180L179 94H177ZM208 95H211V94H208ZM207 95V96H208ZM137 96V97H138ZM151 96H152V94H151ZM175 96V95H174ZM182 96V95H181ZM195 96V95H194ZM197 97V101H198V99L200 98V100L202 99L203 100V98H201V97ZM148 97V96H147ZM172 97V96H171ZM184 99H182V100H186L185 99V97L184 96H182ZM181 97V98H182ZM189 97V96H188ZM188 97H186V98H188ZM192 97V96H191ZM195 97V98H196ZM163 98H164V96H163ZM166 98H168V96L166 97ZM165 98V99H166ZM174 98V97H173ZM194 98V97H193ZM147 99V98H146ZM150 99V98H149ZM155 99V100H156ZM169 99H171V98H169ZM175 99H176V96H175ZM188 99H190V98H188ZM192 99V98H191ZM207 99V98H206ZM209 99L210 98H208V102L207 103H209ZM137 100V98L135 99V101ZM144 100V99H143ZM153 100V99H152ZM181 100V101H182ZM193 100V99H192ZM191 100V101H192ZM195 100V99H194ZM200 100L198 101V102H200ZM201 100V101H202ZM219 100V99H218ZM54 101V100H53ZM55 101H57L58 102V100H55ZM139 101H137V103H139ZM149 101V100H148ZM151 101V100H150ZM160 101V100H159ZM180 101V102H181ZM190 101V100H189ZM196 101V100H195ZM194 101V102H195ZM96 102V101H95ZM171 102V101H170ZM174 104H176V107H175V110H176V108H177V110H176V112H179V113H182V114H188L187 116H190V114L192 113L191 111L189 112V111H187V110H185V108H183V106H181V104H179V101H177V100H174ZM185 101H183V103H184ZM186 102H188V101H186ZM204 102V101H203ZM206 102V101H205ZM24 103V102H23ZM26 103V102H25ZM25 103H24V105H25ZM136 103V104H137ZM144 103V102H143ZM148 103V102H147ZM152 103V102H151ZM163 102H161L160 104L161 105H163L162 104ZM166 103H168L167 101H166ZM182 103V104H183ZM140 104H142V103H140ZM139 104V105H140ZM146 104V103H145ZM144 104V105H145ZM172 104V103H171ZM185 105H186V103H184ZM183 104V105H184ZM191 102H190V106H191ZM201 104H202V102H201ZM210 104V103H209ZM27 105V104H26ZM46 105V104H45ZM55 105V104H54ZM61 105V104H60ZM132 105V106H131ZM189 105V104H188ZM213 105V104H212ZM48 106V105H47ZM66 106V105H65ZM124 106H127L128 108H125ZM136 106V105H135ZM134 106V107H135ZM138 106V105H137ZM153 106V105H152ZM164 106H165V104H164ZM166 106H167V104H166ZM173 106V105H172ZM205 106H207V105H205ZM22 107V106H21ZM134 107H132V109L131 110H134L133 108ZM140 107V106H139ZM155 108L157 107V106H154ZM168 107V106H167ZM185 107V106H184ZM203 107H204V105H203ZM28 108V107H27ZM42 108H44V107H42ZM59 108V107H58ZM62 108V109H61ZM75 108V107H74ZM88 108V107H87ZM136 108V107H135ZM143 108H145V107H143ZM143 108H141V110H143ZM149 108H151V107H149ZM148 108V109H149ZM166 108V107H165ZM174 108V107H173ZM187 108H189V107H187ZM190 108H193V106L192 107H190ZM68 109H70V108H68ZM67 109V111H69ZM137 109H138V107H137ZM147 109V108H146ZM145 109V110H146ZM154 108H152V110H153ZM158 109V107L156 108V109H154V110H157ZM170 109H171V107H170ZM43 110V109H42ZM46 110V107H45V109H44V111ZM47 110H48V108H47ZM50 110V109H49ZM58 110V109H57ZM61 110H65V108L63 109V107L61 106L60 107V112H62L63 113V111H61ZM110 110V109H109ZM141 110H138L137 112H135V113H137V114H134V112H133V116H134V118L136 119V118H139L138 120H139V122H137V123H134V122H129V123H124L123 125H121L120 126V128L118 127V128H116L115 126H107V127H105V128H103V130L100 132V133H98L96 136H83V137H80V138H78V137H76L75 135L73 136V137H63L62 135L60 136L59 134H57L56 133V130H55V133L57 134V135H59L60 136V139H55L56 138V136H55V138H51L49 141L47 140V142H50V141H54L53 143H54V145H52V146H47L46 144H38L37 146H35V150L34 151H32L33 153H34V155H35V157L36 158H39V159H45V157H47V156H49L50 158H53L54 159V162H55V164H52V165H55V171H54V173L52 172V173H50V172H48L49 170L47 169V168H49V166H50V164L49 165H46V166H42L43 164H44V162L41 164V163H39L38 161V163H37V165H35L36 166V169L33 171H22V170H24L23 168H22V175L23 176H21V177H13L14 178V182L11 180V178H5L4 180H2L1 178H0V188L2 189L1 191H0V197H1V195H2V197H4V198H10V199H12L13 200V202L12 203H10V202H8V201H5V203H3L2 205H0V211H2V210H5V212H10L11 214H13L12 215V219H14L13 221H11V222H9L8 221V223H6V222H3L4 224H6L7 226L5 227V226H0V228H1V230L0 231H2L1 233H0V253H2L3 254V256L2 257H0V260H2L3 259V262L1 263L0 262V264H13V259L15 258V257H19V261L18 262H14V264H31L32 262H31V257L30 256H28L27 255V253L29 254V253H31V252H28L29 250H32L33 251V249H37V247H44L45 249L47 248V246L49 247V246H52V245H50L55 239H58V236L56 235V233H57V228H59V223H60V221H59V223H55L54 221L53 222H50L49 224V226H48V224L45 226H42V227H40V226H38V225H36V228H33V227H31L32 226V224H30L31 223V220H27V221H21L20 220V217L22 216L21 215V213H24V212H27V211H31L32 209H34L38 204H39V206L41 205V204H46V205H48V204H50V205H52L53 206V212L55 213L54 215L56 216V217H58V219H59V217H60V219L62 218L61 216H63V214H66V217L68 218V217H74V216H77L79 213L82 215V211L80 212L79 211V213L78 214H76L75 215V213H74V211H76L75 210V207L77 208V207H79V206H76V205H74V202H72L73 200H71V198H70V200H68L65 196H64V198L66 199V200H64V198H62V196H61V190L63 189V187L61 186V182H66L67 181V179H69V178H71V176H75V177H78V178H76V179H73L74 180V182H78L77 184L79 185V187L80 188H85V189H89V190H94L95 192H100L101 194H102V198L101 199H103V201L102 202H98L97 203V205L100 207V212L98 211V209L96 208V206H95V208L97 209V212H94V211H92V213H94L95 214V217H98V218H96L97 220H95V225H97L95 228L93 227V226H95L94 224H93V230L95 231V234L94 235H92V239L91 240H89L88 239V236H87V238L84 236V234H81V232H79V234H78V232L75 234V233H72L73 235H71V237H69L68 236V238H64V239H62L61 241L63 242V249H64V251L60 254V253H53L54 255L52 256L51 254H44V255H41V259H43V260H40V262L42 263V264H53L54 262H58V264H74V261L78 258L77 257V255H79L80 254V252H88V254L90 255V256H88V259H89V257H90V259L88 260V263L89 264H113V260H111L113 257H116V260H117V262H119L118 261V259H117V257L118 258H120V259H122V258H124V260H125V258H127V260H129L128 262H130L131 264H155V261H157L156 263L157 264H161V263H159L158 262V260L161 258L162 259V257H163V254H161V253H163V252H160V250H162V249H160L159 250V248H158V243H157V241H159V240H161L162 241V236H164V235H166L165 233H164V235H163V228L162 229H158L159 228V226H160V224H158V221H159V218L158 219H154V221L153 220H149V221H151V222H149V223H151L152 225V227H154L153 225H159V226H156V227H158L157 229L156 228H153V229H155V237H154V244L153 243H148L147 241V243H144V242H142V240L141 239H139L138 240V236L137 235H139V234H134L133 232H135V231H133L132 233H131V235L128 233V235L129 236H120L119 234H118V236H120L119 238H120V241H118V242H120V243H124V242H126L127 244H126V246H125V249L124 248H120L121 246H123V245H121L120 246V243H119V245L118 246H120L119 248L117 247V249H116V247L115 248H113V249H116V251H115V253L116 254H110L109 256H110V258H106L105 257V255L102 253V250L101 249H103V248H101V246H100V244L102 243V238L104 237V236H106V235H108L109 234V231H111L110 229H106L105 228V222L109 219V212L110 211H112L113 209H116L117 207H119L121 210H123V209H126V207L127 206H129V204H128V202L129 201H132V203L134 202L136 205H137V203H138V201H141L142 200V198H143V196L144 195H142L141 193H142V191H143V185H142V183H141V181H142V179H143V176L142 175H144L145 174V172H146V170H145V172H144V169L145 168H147V171H148V169H150V170H152V168H155L156 170H157V163H159V162H161V158L165 155V154H168V153H172V152H170L171 150H172V148H170V145H169V143H174V142H172L173 140V138L171 139L169 136H163V139H162V137H161V139L159 138V136H158V139H156V138H154V140L156 139V140H158V142H159V146H157V147H155V149L153 148L154 146H155V144H154V146H152L153 145V143H152V141L151 140H153V139H151V138H149V136L153 133V131H149L148 129H147V126H149V125H147L146 126V124H140V121H142L143 123H146V122H150L151 124H152V122L154 121V119H152V116H149L148 114H145V116L146 115H148L149 116V118H148V116H144L145 118H143V119H140V117L139 116H141V115H139V113L138 112H140ZM145 110H143L142 112L144 113L145 112ZM151 110V109H150ZM151 110V114L154 112V113H156L154 110L152 111ZM164 110V109H163ZM191 110H193V109H191ZM71 111V110H70ZM90 111V110H89ZM89 111H87V113L89 112ZM134 111H136V110H134ZM147 111V110H146ZM158 111H161L160 109L158 110ZM171 111V110H170ZM214 111V110H213ZM58 112H59V110H58ZM64 112H66V111H64ZM80 112V111H79ZM175 112V113H176ZM15 113H16V111H15ZM20 112H18V114H19ZM24 113V112H23ZM46 113V112H45ZM54 113V112H53ZM70 113V112H69ZM74 113V109H73V111H72V114ZM76 113H78V112H76ZM44 114V113H43ZM49 114H50V112H49ZM48 114V115H49ZM54 114H56V111H55V113ZM81 114V113H80ZM79 114V115H80ZM89 114H91V115H88L87 117L86 116H84V117H81V116H79L78 114H73L74 115V117L75 118H70L71 120L70 121H68V123L67 124H69V126L68 125H66L65 123H62V122H60L62 125L63 124H65L64 126H67V127H69L70 129L69 130H71V132H73V133H75L76 134V131L78 132V131H80V129H81V127H80V129H79V126H82V129H85V130H83L84 132H87V133H92V129L91 128H93V127H97L98 125H99V123H101V122H103V121H108V119H109V117L110 116H112V114L109 112V111H107V110H100V111H97V112H93L92 110H91V113H89ZM157 114V113H156ZM155 114V115H156ZM166 114V113H165ZM169 114V113H168ZM23 115H25V113L23 114ZM46 115H47V113H46ZM51 115H53V114H51ZM50 115V116H51ZM58 115H60V114H58ZM131 115H132V113H131ZM143 115V114H142ZM153 116H154V114H152ZM172 115V114H171ZM176 115V114H175ZM183 115V116H184ZM13 116V115H12ZM20 116V115H19ZM22 116V115H21ZM49 116V117H50ZM55 116L56 115H54V120H55ZM62 116V115H61ZM132 116V117H133ZM159 116V114L158 115H156V117H157V120H158V118L160 117H158ZM167 116V115H166ZM165 115L162 117V114H161V117H162V119L165 117V119H167L168 117H166ZM180 116V114L178 115V117ZM186 116V117H187ZM14 117L15 116H13V119H14ZM44 117H47V116H45L44 115ZM57 117H59V116H57ZM56 117V118H57ZM93 117V118H92ZM160 117V118H161ZM223 117V116H222ZM2 118H4V115L1 117V119ZM24 117H22V119H23ZM41 118V117H40ZM48 118V117H47ZM142 118V117H141ZM154 118H155V116H154ZM160 118H159V120H160ZM176 118H177V116H176ZM188 118V117H187ZM10 119V118H9ZM16 119V118H15ZM18 119H19V117H18ZM21 119V120H22ZM42 119H44V118H42ZM46 119V118H45ZM49 119H52L51 117L49 118ZM48 119V120H49ZM59 119H61V118H59ZM58 118H57V121L59 120ZM65 118H62V121H64L65 122V120H64ZM165 119H163L164 120V122H166L165 121ZM172 119V118H171ZM218 119V118H217ZM68 120V119H67ZM151 120H153V121H151ZM157 120H155L156 121V123H154V124H157L158 122H157ZM168 120H170V117L168 118ZM173 120H174V118H173ZM220 120V119H219ZM2 121H3V119H2ZM15 122L17 121V123H18V120H14ZM13 121V122H14ZM44 121V120H43ZM52 121H53V119H52ZM4 122V121H3ZM36 122V121H35ZM37 122H39L38 120H37ZM49 122H51V121H49ZM48 122V123H49ZM54 122V121H53ZM59 122V121H58ZM173 122V121H172ZM5 123V122H4ZM8 123H10V121L8 122ZM41 123V122H40ZM39 123V124H40ZM46 123V122H45ZM47 123V124H48ZM57 123V122H56ZM56 123H54V124H56ZM160 123V122H159ZM171 123V122H170ZM6 124V123H5ZM10 124H12V123H10ZM13 124H15V123H13ZM21 124V123H20ZM19 124V125H20ZM36 124V123H35ZM34 124V125H35ZM41 124H43V123H41ZM40 124V125H41ZM89 124V125H88ZM174 124V123H173ZM9 124H7V126H8ZM16 125V124H15ZM33 125V126H34ZM45 125V124H44ZM62 125H61V127H62ZM167 125V124H166ZM175 125V124H174ZM174 125H170L171 127L172 126H174ZM179 125H181V124H179ZM178 125V126H179ZM7 126H5V127H7ZM11 126V125H10ZM17 126V125H16ZM16 126H15V128H16ZM31 126V125H30ZM43 126V125H42ZM54 126H59V125H53V127ZM164 126V125H163ZM162 126V127H163ZM169 126V125H168ZM177 126V125H176ZM181 126H183V125H181ZM13 128H14V126H12ZM180 127V126H179ZM179 127H178V129H179ZM185 127V126H184ZM183 127V130L184 129H186V128H184ZM18 128V127H17ZM37 128V127H36ZM46 128L47 129H51L52 128V126L50 125V124H48V126H46ZM57 128V127H56ZM173 128V127H172ZM171 128V129H172ZM175 128H177V127H175ZM188 128V127H187ZM1 129V128H0ZM4 129V128H3ZM2 129V130H3ZM30 129V128H29ZM33 129V128H32ZM40 129H42V128H40ZM58 129V128H57ZM68 129V128H67ZM67 129H65L64 128V130H67ZM91 129V130H90ZM170 129V130H171ZM189 129V128H188ZM187 129V130H188ZM5 130V129H4ZM8 130H9V128H8ZM12 130V129H11ZM18 130V129H17ZM45 130V129H44ZM48 130V131H49ZM52 131H53V129H51ZM61 130H63V128L61 129ZM152 130V129H151ZM174 130V129H173ZM181 130V129H180ZM190 130V129H189ZM15 131V132H14ZM28 131V130H27ZM26 131V132H27ZM32 131V130H31ZM38 131V130H37ZM46 131V130H45ZM44 131V132H45ZM52 131H50L51 133L50 134H52ZM98 131V130H97ZM169 131V130H168ZM174 131H176V129L174 130ZM178 131V130H177ZM177 131H176V133H177ZM185 131V130H184ZM192 131V130H191ZM7 132V131H6ZM5 132V133H6ZM10 132V130L8 131V133ZM30 132V131H29ZM42 132H43V129H42ZM41 132V133H42ZM43 132V133H44ZM59 132V131H58ZM63 132V131H62ZM68 132V131H67ZM83 132V133H84ZM155 132V131H154ZM186 132V131H185ZM0 133L2 134V133H4V132H2V131H0ZM4 133V134H5ZM33 133H34V131H33ZM37 133V132H36ZM46 133H48V132H46ZM61 133V132H60ZM97 133V132H96ZM184 133V132H183ZM191 133V132H190ZM11 134V133H10ZM13 136H12V138L10 139V141H12V143H14V142H16L15 144H18V140H15L16 139V137L19 135L18 134V132L16 131V130H13ZM21 134V133H20ZM27 135H28V133H26ZM35 134V133H34ZM39 134V133H38ZM37 134V135H38ZM49 134V133H48ZM70 134V133H69ZM178 135H179V139L175 142V144H178V146L180 147L181 146V149H183V147L184 146H188V144L189 143H191L193 140H196V139H198V138H196V137H192V136H190V137H188V138H185L184 139V142L183 141H181V138L183 137V136H185L186 137V135L185 134H182V132H181V134H180V131L177 133ZM187 134V133H186ZM24 135V134H23ZM32 135V134H31ZM53 135V134H52ZM51 135V136H52ZM68 135V134H67ZM153 135V134H152ZM159 135V134H158ZM170 135V134H169ZM193 135V134H192ZM5 136V135H4ZM9 136V135H8ZM43 136H45V134L43 135ZM46 136H48V135H46ZM45 136V137H46ZM59 136H57V137H59ZM66 136V135H65ZM72 136V135H71ZM156 135L154 134L152 137H155ZM188 136V135H187ZM199 136V135H198ZM32 137H35V136H32ZM62 137V138H61ZM173 137V136H172ZM2 138V137H1ZM4 138V137H3ZM25 138V137H24ZM23 138V139H24ZM39 138V137H38ZM43 138V137H42ZM127 138H128V141H125V139L127 140ZM196 138V139H195ZM4 139H6V138H4ZM22 139V138H21ZM26 139V138H25ZM174 139H175V136H174ZM176 139H177V137H176ZM3 140V139H2ZM8 140V139H7ZM30 140V139H29ZM39 140V139H38ZM46 140V139H45ZM153 140V141H154ZM155 140V141H156ZM20 141V140H19ZM22 141V140H21ZM31 141V140H30ZM32 141H33V139H32ZM32 141H31V143H32ZM37 141V140H36ZM41 141V140H40ZM25 142V141H24ZM35 142V141H34ZM22 143V142H21ZM26 143V142H25ZM29 143V142H28ZM152 143V144H151ZM158 144V143H157ZM175 144H174V146H175ZM23 146H24V144H22ZM25 145H27V144H25ZM29 145V144H28ZM32 145V144H31ZM51 145V144H50ZM182 145H184L183 147H182ZM1 146V145H0ZM3 146V145H2ZM1 146V147H2ZM7 146V145H6ZM10 146V145H9ZM15 147V146H14ZM19 147V146H18ZM30 147V146H29ZM148 147H152V153L154 152V154L152 155V153H151V155L152 156H150V157H148V155L150 154H148V155H146L147 154V149H149ZM172 147V146H171ZM178 147V148H179ZM17 148V147H16ZM15 148V149H16ZM21 148V147H20ZM19 148V149H20ZM177 148V149H178ZM3 149V151H4V149L5 148H2ZM9 149V148H8ZM32 149H33V146H32ZM175 149V148H174ZM10 150V149H9ZM22 150V149H21ZM2 151V150H1ZM0 151V152H1ZM15 151V150H14ZM17 151H19V150H17ZM29 151V150H28ZM27 151V153H30V151L28 152ZM149 151H151V150H149ZM12 152V151H11ZM23 152V151H22ZM25 152V151H24ZM23 152V154H25ZM4 153V152H3ZM18 153V152H17ZM20 153V152H19ZM13 154V153H12ZM22 154V155H23ZM19 155H21V154H19ZM26 155V154H25ZM33 155V154H32ZM169 155V154H168ZM12 157H13V155H12ZM15 157V156H14ZM24 157V156H23ZM33 157V156H32ZM19 158H22V157H19ZM27 158H28V156H27ZM165 158V157H164ZM38 159V160H39ZM148 159L150 160V163L149 164H146V165H144L143 163H145L146 161H148ZM20 161V160H19ZM34 161V160H33ZM36 161V160H35ZM40 161V160H39ZM3 162V161H2ZM9 162V161H8ZM20 162H22V161H20ZM135 162V163H134ZM4 163V162H3ZM36 163V162H35ZM46 163V162H45ZM48 163V162H47ZM51 163V162H50ZM133 163H134V165H133ZM139 163H142L143 165V167L141 166H139V167H137V165L136 164H138L139 165ZM147 163V162H146ZM5 164V163H4ZM3 164V165H4ZM160 164V163H159ZM2 165V166H3ZM20 165V164H19ZM32 165V164H31ZM52 165H51V167H52ZM141 165V164H140ZM42 166V167H41ZM48 166V167H47ZM24 167V166H23ZM31 166L29 165L28 166V168H26L27 170L30 168ZM32 167H34V166H32ZM62 167H64V169H61ZM129 167H131V168H133V169H131V171L130 172H132V170H133V172H132V175L130 176V175H127L128 174V168ZM13 168V167H12ZM21 168V167H20ZM25 169V170H26ZM33 169V168H32ZM53 169V168H52ZM129 169V170H130ZM138 169H141L140 171L138 170ZM155 169H154V171H155ZM125 170H127V171H125ZM139 171V172H137L136 173V171ZM26 172H27V174H26ZM142 173H144V174H142ZM176 173H178L179 174V172H177L176 171ZM142 174V175H141ZM146 174H147V172H146ZM151 174V173H150ZM175 174V173H174ZM181 174V173H180ZM9 175V174H8ZM207 175H209V174H207ZM146 176V175H145ZM172 176V175H171ZM177 176H179V175H177ZM9 177H10V175H9ZM147 177V176H146ZM166 177V176H165ZM164 177V178H165ZM168 177V176H167ZM166 177V178H167ZM206 178L204 179L205 180V183H204V185H205V189H207V187H208V184H209V177H207V176H205ZM12 178V179H13ZM22 178V179H21ZM44 178V179H43ZM73 178V177H72ZM71 178V179H72ZM88 178L90 179V180H88ZM145 178V177H144ZM164 178H163V181H164ZM172 178H174V180L172 181V179H171V181H169L170 180V178L168 177V181L169 182H171V184L170 183H167V184H169V186L171 187V185L175 182V178H176V176L174 177V175H173V177ZM28 179V180H27ZM32 179H43V180H38L37 181V183L40 185V186H36V185H32L33 184V181H31L32 183H30L29 181L30 180H32ZM10 180L12 181V182H10ZM27 180V181H26ZM145 180V179H144ZM165 180H167V179H165ZM178 180H181V179H178ZM72 181V180H71ZM167 181V182H168ZM36 182V181H35ZM142 182H145V181H142ZM165 182V181H164ZM163 182V183H164ZM180 182V184L182 185V183H181V181H177V183H179ZM11 183V185L12 186H22L23 188L26 186L27 188H26V192L23 194V191H24V189H23V191H22V189H21V194H23V195H21V196H15V197H9V195L10 194H8V191H7V188H5L6 186L5 185H8V184H10ZM176 182H175V184H177ZM201 183V182H200ZM31 184V185H30ZM35 184V183H34ZM63 184V183H62ZM134 185V186H132V185ZM161 184V183H160ZM167 184H166V186H167ZM180 184H178V187H180L179 185ZM165 185V184H164ZM164 185H161V187L163 186V188H164ZM5 186V187H4ZM169 186H168V188H169ZM16 187H14V188H16ZM21 187V188H22ZM174 187H177L176 185L174 186ZM173 187V188H174ZM177 187V188H178ZM5 188V189H4ZM38 190H37V189ZM155 188V187H154ZM163 188H161L162 190V195H161V197L160 196H158V197H160V198H162L165 194L164 193H166L168 190L166 189L167 187H165L164 189H166L167 191L166 192H163ZM173 188H170V189H173ZM177 188H175V189H177ZM181 189H182V192H181V194L183 193V187H180ZM191 188V187H190ZM209 188V187H208ZM17 189H19V188H17ZM17 189H15V190H17ZM29 190V192H27L28 190ZM175 189H173V191L175 190ZM189 189V188H188ZM187 189V190H188ZM204 189V188H203ZM154 190V189H153ZM10 191V190H9ZM19 191H20V189H19ZM76 191V190H75ZM146 191V190H145ZM144 191V192H145ZM154 191H156V190H154ZM158 191H160V190H158ZM157 191V192H158ZM170 191H172V190H170ZM173 191H172V193H173ZM177 191H178V189H177ZM177 191H176V193H177ZM179 191H180V189H179ZM188 191H192V190H188ZM206 191V193H207V191L208 190H205ZM95 192H90V191H82L81 189H78L76 192H75V197H74V200H76V202H75V204L77 203V201H78V203H79V201H83V202H85L84 200H86V199H88V198H90V197H92V196H94V194H95ZM151 192H153V191H151ZM156 192V193H157ZM185 192H187V191H185ZM189 192V193H190ZM204 192V191H203ZM12 193V192H11ZM146 193V192H145ZM147 193H149V192H147ZM155 193V192H154ZM160 193L161 192H159V195H160ZM168 193V192H167ZM172 193H171V195H172ZM188 193V194H189ZM206 193H204V194H206ZM20 194V193H19ZM70 194H72V193H70ZM174 194V197H172V200L175 198V197H177V196H175V193H173ZM180 194V192H178V195ZM199 194H201V193H199ZM67 195V194H66ZM74 195V194H73ZM132 195H134L135 196V198L132 196ZM146 195L147 194H145V197H146ZM151 195V194H150ZM158 195V194H157ZM168 195H169V197H171L170 196V194L168 193ZM177 195V194H176ZM187 195V194H186ZM129 196H132V198H134V199H130L129 200ZM148 196V195H147ZM154 196V195H153ZM156 196V195H155ZM155 196L153 197V198H155ZM166 196H167V194H166ZM183 196V195H182ZM190 196V195H189ZM1 197V198H2ZM70 196H68V198H69ZM72 197V196H71ZM96 197H98L99 198V194H97L96 195ZM144 197V198H145ZM151 197V196H150ZM149 196L147 197V198H149L150 200L149 201H152V200H154V199H152L151 200V198H150ZM157 197V196H156ZM157 197V198H158ZM168 197V196H167ZM179 197V196H178ZM204 197V196H203ZM6 198V199H7ZM93 198L94 197H92V201H93ZM97 198V199H98ZM146 198V199H147ZM190 198V197H189ZM200 198V197H199ZM96 199V198H95ZM163 199V198H162ZM176 199H180V198H176ZM176 199H174V200H176ZM197 199V198H196ZM57 200V201H56ZM148 200V199H147ZM156 200V199H155ZM154 200V201H155ZM170 201H171V199H169ZM194 200V199H193ZM1 201V200H0ZM95 201V200H94ZM98 201V200H97ZM96 201V202H97ZM143 201H146V200H143ZM158 201H159V198L156 200V202L157 203H153V201H152V203L154 204H152V206H156V209L155 210H157V205H159L160 204V202H159V204H158ZM162 201V200H161ZM163 201H166V199H163ZM54 202H56V204L54 203ZM178 202V201H177ZM192 202V201H191ZM2 203V202H1ZM58 203V204H57ZM78 203H77V205H78ZM81 203V202H80ZM131 203V202H130ZM164 203H171V202H164ZM147 204H148V202H147ZM150 204V203H149ZM157 204V205H156ZM161 204H163V202L161 203ZM173 204V203H172ZM176 203H174V205H175ZM178 204H179V202H178ZM151 205V204H150ZM208 204H207V198L205 197V208L206 207H208L207 206ZM59 206H60V208H62L63 210L61 211L60 209H59ZM82 206V205H81ZM85 206H87V205H85ZM97 206V207H98ZM146 206H148V205H146ZM151 206V207H152ZM163 208L165 207V206H163V205H161ZM161 206H159L160 208H161ZM170 205L168 204V206H167V209H166V207H165V209L164 210H168V208H170L169 207ZM177 206V205H176ZM43 207H45L44 205H43ZM150 207V206H149ZM149 207H147V208H149ZM2 208H4V209H2ZM50 208V207H49ZM89 208H90V206H89ZM153 208V207H152ZM172 208V207H171ZM174 208V207H173ZM197 208V207H196ZM80 210V208H77V210ZM81 209H82V207H81ZM92 209V208H91ZM94 209V208H93ZM119 209V210H120ZM127 209H128V207H127ZM126 209V210H127ZM154 209V208H153ZM190 209V208H189ZM207 209V208H206ZM205 209V210H206ZM82 210H84V209H82ZM147 210V209H146ZM151 210V209H150ZM149 209L147 210V211H150ZM154 210V211H155ZM162 210V209H161ZM196 210V209H195ZM88 212L89 213V211H90V209H88V207H87V210H85V212ZM159 211V210H158ZM157 211V212H158ZM165 211V212H166ZM170 211V210H169ZM191 211V210H190ZM157 212H156V216H157ZM1 213V212H0ZM39 213V212H38ZM76 213H77V211H76ZM87 213V214H88ZM145 213V212H144ZM151 213H152V211H151ZM183 213V212H182ZM186 213V212H185ZM184 213V214H185ZM41 214V213H40ZM53 214V213H52ZM86 213H84V215H85ZM148 214H150V213H148ZM166 214V213H165ZM169 214V213H168ZM80 215V216H81ZM84 215H82V217L84 216ZM89 215V214H88ZM92 215V214H91ZM170 215H172V214H170ZM205 215V214H204ZM206 215H208V214H206ZM87 216V215H86ZM149 216V215H148ZM150 216H153V215H150ZM149 216V217H150ZM154 216H155V214H154ZM163 216V215H162ZM165 216H167V215H165ZM165 216L164 217H161V218H164V220L165 219H167V217L165 218ZM185 216V215H184ZM16 217V218H15ZM79 216H77V218H78ZM94 216H92V218H93ZM147 217V216H146ZM149 217H147V218H149ZM169 217H171L172 218V216H169ZM180 217H182L183 218V214H182V216H180ZM205 217H207V216H205ZM66 218V219H67ZM76 220H77V218L76 217H74ZM74 218H72V220H74ZM131 220H133V224H132V226L134 227L133 229H138V230H142L143 228H142V225H143V227L145 226L144 225V222L146 221V219H145V216H143V217H141V215L140 216H135V215H133V214H131ZM151 218V217H150ZM155 218V217H154ZM171 218H169V220L171 219ZM182 218H181V220H182ZM185 218V217H184ZM33 219V218H32ZM69 219V218H68ZM151 219H153V218H151ZM173 219V218H172ZM179 219V218H178ZM206 219V218H205ZM33 220H37V218L36 219H33ZM57 220V219H56ZM112 220V219H111ZM148 220V219H147ZM156 220H158L157 222H156ZM164 220H160L161 222L162 221H164ZM168 220V221H169ZM181 220H180V222H181ZM185 220H186V218H185ZM38 221V220H37ZM92 221V220H91ZM91 221H90V224H91ZM109 221V220H108ZM173 221V220H172ZM171 221V222H172ZM174 221H177V219L175 220V218H174ZM173 221V222H174ZM179 221V220H178ZM204 221V220H203ZM205 221H208V220H205ZM93 222H94V219H93ZM146 222H148V221H146ZM170 222V221H169ZM3 223H2V225H3ZM175 223V222H174ZM136 224V225H135ZM173 224V223H172ZM61 225V224H60ZM135 225V226H134ZM146 225H148L147 223H146ZM206 225H208V223L206 224ZM20 226H22V228H20ZM56 226V227H55ZM150 226V227H151ZM3 227H5V229L4 230H6V229H8V239L7 240H5L6 242H4L3 241V239H4V234H5V232H3V230H2V228ZM55 227V228H54ZM62 227V226H61ZM60 227V228H61ZM147 227V226H146ZM145 227V228H146ZM149 227V226H148ZM151 227V228H152ZM59 228V229H60ZM153 229H151V231L153 230ZM207 229H208V227L206 226V228H205V240H204V242H207L208 241V232H207ZM80 230V229H79ZM92 230V231H93ZM148 230L150 231V228H148ZM194 230V229H193ZM209 230V229H208ZM137 231V230H136ZM149 231H147V232H149ZM154 231V230H153ZM141 232V231H140ZM145 232V231H144ZM119 233V232H118ZM121 233V232H120ZM150 233H152V232H149V234ZM176 233V232H175ZM58 234V233H57ZM81 234V235H80ZM91 234H93V233H91ZM111 234H113L112 232L110 233V235ZM123 234V233H122ZM132 234H134V235H132ZM141 234H144V233H142L141 232ZM170 234V233H169ZM169 234H168V236H169ZM114 235V234H113ZM127 235V234H126ZM153 235H154V233H153ZM174 235H176V234H174ZM61 236V235H60ZM117 236V235H116ZM116 236H115V238H116ZM118 236H117V239H118ZM149 236V235H148ZM146 237V238H149V237ZM167 236V237H168ZM173 236V235H172ZM67 237V236H66ZM90 237V236H89ZM140 237V236H139ZM151 237V236H150ZM153 237V236H152ZM167 237H165V238H167ZM171 237V236H170ZM177 237H178V235H177ZM63 238V237H62ZM114 238V241L116 240ZM125 238V239H124ZM142 238V237H141ZM173 238H174V240L175 239H177L176 238V236L174 237L173 236ZM172 238V239H173ZM86 239L87 240H89L88 241V243L86 242ZM168 239H170V238H168ZM59 240V239H58ZM119 240V239H118ZM165 240V239H164ZM117 241V240H116ZM161 241L159 242V243H161ZM172 241V240H171ZM177 240H175L174 242H176ZM58 242V241H57ZM173 242V241H172ZM56 243V242H55ZM114 243V242H113ZM144 243V244H143ZM165 243H166V241H165ZM195 243H197V242H195ZM116 244H118V243H116ZM157 244V245H156ZM175 245H173V246H176V243H174ZM208 244V243H207ZM55 245V244H54ZM163 245V244H162ZM193 245V244H192ZM114 246H115V243H114ZM157 246V247H156ZM172 245L171 246H168L169 248H172L173 247ZM207 246V245H206ZM103 247V246H102ZM111 247H113V245H111ZM110 247V248H111ZM160 247H163V246H161L160 245ZM165 247V246H164ZM168 247H167V252H168ZM194 247V246H193ZM101 248V249H100ZM105 248H107V247H105ZM110 248H107V249H109V250H111ZM174 249H175V247H173ZM208 247H205V249H207ZM36 249H35V256H38V258L40 257L39 256V252H37L36 251ZM40 249V248H39ZM39 249H37V250H39ZM112 249V250H113ZM173 249V250H174ZM41 250V249H40ZM43 250V249H42ZM164 250V249H163ZM172 250V251H173ZM176 250V249H175ZM173 251L172 253H170L171 252V250H169L170 252H169V254H171V256H173L174 255V258H175V252L176 251ZM179 250V249H178ZM177 250V252L176 253H178V252H180V250L178 251ZM22 251H27V253H22V254H20ZM103 251H105V249L103 250ZM166 251H165V253H166ZM106 253H108L107 251H105ZM110 252V251H109ZM112 252V251H111ZM207 252V251H206ZM205 251H204V253H206ZM57 254V255H56ZM169 254L167 253V255H165L164 256V259H162V260H167V259H165V257L166 256H169ZM173 254V255H172ZM162 255V256H161ZM107 256H108V254H107ZM180 255L178 254H176V259H177V257H179ZM170 257V256H169ZM166 258H168V257H166ZM172 258V257H171ZM171 258H168V260H170L171 261ZM173 258V259H174ZM114 259V258H113ZM79 260V259H78ZM87 260V259H86ZM115 260V259H114ZM123 260V259H122ZM123 260V261H124ZM17 261V260H16ZM81 261V260H80ZM90 261V262H89ZM159 261H161V260H159ZM170 261H168V263L170 262ZM174 261H175V259H174ZM39 262V263H40ZM83 262H85V261H83ZM87 262V261H86ZM117 262H115V263H117ZM167 262V261H166ZM179 262V261H178ZM206 262V261H205ZM80 263V262H79ZM88 263H85V264H88ZM122 263V261H120V264ZM174 263V262H173ZM33 264V263H32ZM55 264V263H54ZM57 264V263H56ZM80 264H82V263H80ZM84 264V263H83ZM126 264H128V263H126ZM166 264V263H165Z\"/></svg>",
    "mask_w": 264,
    "mask_h": 264
}]
</instances>
